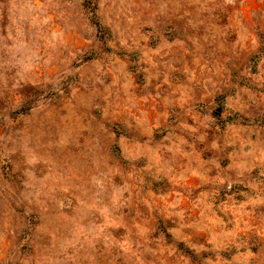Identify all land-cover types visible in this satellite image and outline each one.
Listing matches in <instances>:
<instances>
[{
    "label": "rangeland",
    "instance_id": "obj_1",
    "mask_svg": "<svg viewBox=\"0 0 264 264\" xmlns=\"http://www.w3.org/2000/svg\"><path fill=\"white\" fill-rule=\"evenodd\" d=\"M0 264H264V0H0Z\"/></svg>",
    "mask_w": 264,
    "mask_h": 264
}]
</instances>
